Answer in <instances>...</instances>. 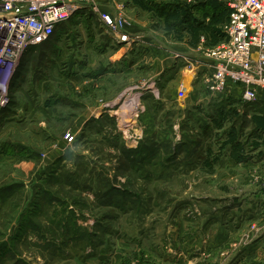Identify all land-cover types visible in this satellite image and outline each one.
Returning <instances> with one entry per match:
<instances>
[{"label":"rangeland","instance_id":"374dc122","mask_svg":"<svg viewBox=\"0 0 264 264\" xmlns=\"http://www.w3.org/2000/svg\"><path fill=\"white\" fill-rule=\"evenodd\" d=\"M98 3L130 41L87 8L10 84L0 264H264V105L200 79L226 0Z\"/></svg>","mask_w":264,"mask_h":264},{"label":"built area","instance_id":"2783aa9c","mask_svg":"<svg viewBox=\"0 0 264 264\" xmlns=\"http://www.w3.org/2000/svg\"><path fill=\"white\" fill-rule=\"evenodd\" d=\"M99 0H0V111L25 53L48 41L55 27L84 9L97 13L117 41H130L121 14L103 11ZM224 39L203 49L200 79L213 94L240 102L264 101V0H226ZM197 75V74H196ZM1 113V112H0Z\"/></svg>","mask_w":264,"mask_h":264},{"label":"crops","instance_id":"0c3cea01","mask_svg":"<svg viewBox=\"0 0 264 264\" xmlns=\"http://www.w3.org/2000/svg\"><path fill=\"white\" fill-rule=\"evenodd\" d=\"M104 9V8H103ZM104 10H106V9H104ZM228 15V14H227ZM98 16V15H97ZM100 21V20H99ZM101 22V21H100ZM101 24H102V22H101ZM104 26V25H103ZM107 31V30H106ZM108 32V31H107ZM109 33V32H108ZM127 33L133 38V36H132V34H133V32H128L127 31ZM221 42V41H220ZM219 42V43H220ZM45 43V42H44ZM43 44V43H42ZM42 44H39V45H36V46H33V47H31L26 53H25V55L23 56V58H22V60H21V64H20V66H19V69H17V71H16V73H15V75H14V77L12 78V81H11V86H14L15 84H16V86H19V85H21V80H23V76H22V74H24V72H25V70H26V66H27V58H29V56H30V54L31 53H36L37 52V50H38V48L40 47V46H42ZM218 44V43H217ZM130 44H122L121 45V47H120V50H121V53H123V52H127L128 50H130V46H129ZM216 45V44H215ZM215 45H213V46H215ZM213 46H210V47H213ZM201 58H202V60H201V62L203 61V63L202 64H199L202 68H201V72H203V70H205L206 69V67H205V61H206V59L204 58V55H203V52L201 53ZM131 57H133L132 59H133V62H132V64H137L138 63V61H139V58H138V55H131ZM198 65V66H199ZM198 72H199V70H198ZM78 75V76H77ZM20 80V81H19ZM88 86L89 87V89L93 92V89H92V87L93 86H95V85H97V80H94V82H93V80H91V79H89L88 81H85V80H81V77H80V70H79V72H78V74H76V94H79L80 92H81V90H82V88H84L85 86ZM97 88V87H96ZM13 90H14V88H13ZM95 91H98V90H96L95 89Z\"/></svg>","mask_w":264,"mask_h":264},{"label":"trees","instance_id":"16d2710c","mask_svg":"<svg viewBox=\"0 0 264 264\" xmlns=\"http://www.w3.org/2000/svg\"><path fill=\"white\" fill-rule=\"evenodd\" d=\"M86 9H84V10H82V11H80V12H77L76 13V15H74V16H72V17H70L67 21H64V22H62V23H60V24H58L56 27H55V29H54V31H53V34L51 35V37H50V39L48 40V41H46L45 43H47V42H49L50 40H52V38H53V36L55 35L54 33H55V30H57L58 28H62V27H64L63 25L64 24H66L65 22H70V21H76V23H77V21L79 20V19H81V18H83V17H85V15L83 14V11H85ZM89 13H91V11L89 10ZM90 14H87L86 16H89ZM91 17V16H90ZM44 44V43H43ZM209 91V90H208ZM210 92V91H209ZM214 97H216V98H221V99H223L224 97L223 96H220V95H213ZM236 99V100H238L239 102H240V100H239V98L237 97V96H235V97H228V98H224V99ZM240 103H242V102H240ZM244 104V103H243ZM251 104H260V105H264V101H256V102H253V103H251ZM251 104H246V105H251ZM230 111V110H229ZM3 115V114H2ZM0 120H1V118H0Z\"/></svg>","mask_w":264,"mask_h":264}]
</instances>
